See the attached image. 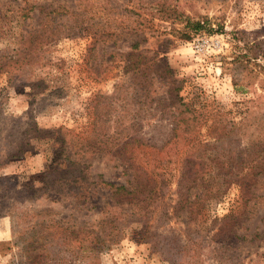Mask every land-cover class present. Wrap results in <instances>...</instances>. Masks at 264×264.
Masks as SVG:
<instances>
[{
    "label": "rangeland",
    "instance_id": "obj_1",
    "mask_svg": "<svg viewBox=\"0 0 264 264\" xmlns=\"http://www.w3.org/2000/svg\"><path fill=\"white\" fill-rule=\"evenodd\" d=\"M157 1L0 0V264H227L216 241L225 238L217 233L227 226V214L239 213L237 184L210 195L202 215H193L173 209L175 180L148 222L158 234L154 244L138 236L141 217L127 204L112 223L118 236L98 226L107 190L97 186L95 206L87 208L53 188L72 181L62 173L65 144L87 162L89 179L118 185L133 178L131 166L114 156L121 138L164 146L138 147L149 168L168 155L179 160L195 152L192 140L181 132L175 137L171 124L174 115L192 120V108L201 110L190 128L202 141L200 151H227V139L218 138L232 121L245 124L244 140L256 134L264 118V0H166L180 12L169 20L141 7ZM59 5L82 14L56 15L53 25L65 23V36L47 45L54 16L47 14ZM188 18H208L213 31L182 38ZM108 32L125 36L118 35L115 45ZM136 41L141 57L131 61L127 53ZM137 61L139 67L131 64ZM245 225L261 231L263 202ZM87 230L109 242L91 244ZM197 230L208 236L202 247ZM240 245L247 262L251 257L264 264V239Z\"/></svg>",
    "mask_w": 264,
    "mask_h": 264
},
{
    "label": "trees",
    "instance_id": "obj_2",
    "mask_svg": "<svg viewBox=\"0 0 264 264\" xmlns=\"http://www.w3.org/2000/svg\"><path fill=\"white\" fill-rule=\"evenodd\" d=\"M141 7L153 16L167 20L176 19L179 17L180 13L176 7L170 5L166 0L147 3ZM65 11L66 13H70L73 17L78 15L81 16L82 14H78L75 10L65 7V5H59L51 9L47 16L49 17L51 13L54 14V16L49 21V24H52V26L50 28L51 36L46 43L47 45H52L57 39H60L61 37H59V34L65 36V23L62 24L61 29L53 25L56 15L61 14L64 16ZM77 24L78 26H83L81 22ZM80 30H82V27ZM204 31H213L211 21L208 18L195 20L188 18L184 28L180 30V36L185 39H190L193 32ZM118 35L125 36L123 33L118 32H108L106 36L109 38L111 37L116 45L118 41L116 37H118ZM99 39L101 38L99 37ZM97 41L99 40L97 39ZM140 45V41H136L132 44L131 50L127 53V57H129L131 61L134 56L141 57V54H136ZM247 56L248 55H242V57L245 58H247ZM247 60L249 61V59ZM241 62L245 63V60H241ZM131 64L136 67L140 66V62L138 61L132 62ZM259 65L261 69L264 70V63ZM258 72L260 73V71ZM190 110H192L195 115L192 120L188 117L179 118L180 115H174L175 117L171 121V124L174 126L173 132L175 133V137H178L181 132L192 140L193 146L197 148L195 152L187 153L179 160L173 155H168L165 161L157 159L153 164L154 166L149 168L143 165L140 157L143 149L152 147L159 150L164 146L162 145L157 148L151 141H145L143 137L128 135L127 140L121 138L124 141L117 143L118 148L115 150L114 156H119L124 163L131 166L133 178L128 181V184L118 185L104 179L99 181L89 179L86 168L84 167L87 162L80 160L81 156L75 158L74 153H69L70 145L68 148V145L65 144V150L68 149V152L65 153V163L68 165H65L66 168L62 170V173H68L72 181H67L66 184H54L53 188L55 192L61 194V196L65 194L77 197L81 207H87L88 205L95 206V204L92 203V199L95 193L98 192H95L97 186L103 190H107L108 200L104 207L100 208V212L104 217L102 222H99L98 226L100 225L102 228L112 227V232L108 233L107 236H118L119 231L112 223L116 221V218L119 219V214H125L124 211L126 212L127 208L123 209L121 206L127 204L141 217L139 229L136 230L138 236L154 244L157 243V240L159 241L158 234L156 232H151L148 222L151 220L152 212L159 205V201L163 198L167 189L171 188L175 180L177 182V195L173 209L175 211L190 210L193 215H202V211L205 207L204 202H206L210 195H221L229 191L233 184H237L241 190L239 213L227 214V226L223 225L217 233V236H225V238L216 242L219 246L220 254L227 255V264H263L261 260L252 259L251 257L247 262L246 257H243L240 244L245 240H247L249 244H252L258 238L264 239V226H262L261 231L258 232L257 228L251 230V227L245 225V220L257 210L261 202L264 203V118L257 124V129L254 131V134H256L245 140L244 137H239L242 131L241 129L244 128L245 124L240 125L236 121H232L229 124L227 123V126L222 130L225 132V136L218 138L220 141H225L227 139V151L216 155L207 153L206 151H200L201 149L199 150L202 141L197 135L192 137L190 128L193 129L196 126L194 119H199L201 110L200 108H192ZM109 140L110 138L106 141L99 140L98 142L108 143ZM96 146H93V148ZM139 146L143 147V149L138 150ZM91 152H96V150L93 149ZM173 162L180 163V165H178L179 169L176 170L175 167H167V165ZM162 164L165 166L162 167ZM72 167H75V169L70 170ZM70 171L71 173H69ZM55 172L58 173V169L55 170ZM164 212H167L166 209ZM144 218H146V220H144ZM196 232V243L202 247L207 241L206 238L208 236L203 235L200 230ZM86 234L92 237L90 241L91 244L104 246L109 242L108 237L101 239V235H97L95 231L87 230ZM198 236H200L199 239ZM217 236H215V238H217ZM72 242L73 239L71 235L65 233V243L72 245ZM174 246L176 250H178V246L176 244H174Z\"/></svg>",
    "mask_w": 264,
    "mask_h": 264
}]
</instances>
